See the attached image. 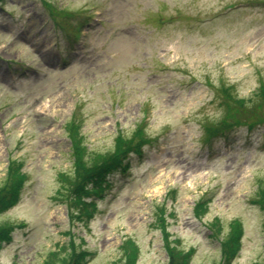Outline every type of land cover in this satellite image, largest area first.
Masks as SVG:
<instances>
[{
	"label": "rangeland",
	"instance_id": "obj_1",
	"mask_svg": "<svg viewBox=\"0 0 264 264\" xmlns=\"http://www.w3.org/2000/svg\"><path fill=\"white\" fill-rule=\"evenodd\" d=\"M43 1L50 16L41 0H0V186L9 158L26 176L0 215L13 227L0 264H61L68 240L87 264H128L126 241L135 264H170L166 242L183 254L171 264L187 254V264H218L234 222L244 234L232 264H264V126L203 137L223 96L251 105L264 86V0ZM69 120L89 164L120 134L149 139L107 177L88 223H69L57 202L58 175L73 170Z\"/></svg>",
	"mask_w": 264,
	"mask_h": 264
},
{
	"label": "trees",
	"instance_id": "obj_2",
	"mask_svg": "<svg viewBox=\"0 0 264 264\" xmlns=\"http://www.w3.org/2000/svg\"><path fill=\"white\" fill-rule=\"evenodd\" d=\"M41 1L44 6L48 5L43 0ZM53 13L57 19H61L60 17L63 18L68 14L66 12L57 13L55 10ZM261 86L258 91L259 96L258 93L255 94L254 103L251 105H246L240 99L235 100L232 94L231 96L234 101L230 105L228 99L222 95L226 100L225 111L218 120L203 124L204 140L208 141L216 135H224L233 125H244L247 129H251L256 125L264 126V86ZM226 89L224 85L220 87V91L223 93H226ZM76 125L78 124L72 120H69L63 125L70 143L73 170L72 176H69V178L62 173L58 175L61 182V190L57 191V198L59 199L57 202L65 206L69 223L72 220L88 223L93 219L97 211V202L95 199H102L104 196L105 190H103V187L107 177L118 169L123 170L125 167L124 162L128 155L130 153L138 154L141 146L149 141V139L142 133V130H137L134 136L128 139H125L120 134L115 139V146L112 152L106 153L105 156H99L96 161L89 164L85 161L87 151L84 147L79 128ZM22 169L23 165L21 162L12 158L7 160L5 181L0 186V215L8 211L19 201L26 182V176L23 174ZM257 202L264 209L263 191H261ZM194 211L197 217L203 215V204L201 202L196 204ZM159 223L161 226L160 230L166 242L162 216H160ZM12 232V225L0 224V251L4 245L10 243ZM243 234L244 231L241 223L234 222L227 236L219 241L220 262L218 264H232L240 251ZM66 246L62 248V255L57 256L59 263L87 264V258L91 256L88 251L82 250L81 246H76L72 240H68ZM121 247L126 254L128 264H135L137 252L135 244L132 241H126ZM165 251L172 258L170 264L176 257L180 258L183 256L175 247H170L167 242L165 244ZM186 256L188 254L184 255L185 258H181V262H175L174 264H187L188 259ZM43 264L48 263L44 262Z\"/></svg>",
	"mask_w": 264,
	"mask_h": 264
}]
</instances>
